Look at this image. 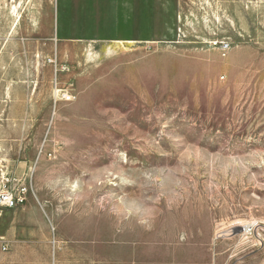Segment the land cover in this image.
I'll return each instance as SVG.
<instances>
[{
    "label": "rangeland",
    "instance_id": "obj_1",
    "mask_svg": "<svg viewBox=\"0 0 264 264\" xmlns=\"http://www.w3.org/2000/svg\"><path fill=\"white\" fill-rule=\"evenodd\" d=\"M66 6L59 35L56 0H0V190L29 188L0 207V264H113L119 236L264 264V0H129L131 35Z\"/></svg>",
    "mask_w": 264,
    "mask_h": 264
},
{
    "label": "crops",
    "instance_id": "obj_2",
    "mask_svg": "<svg viewBox=\"0 0 264 264\" xmlns=\"http://www.w3.org/2000/svg\"><path fill=\"white\" fill-rule=\"evenodd\" d=\"M68 0H56L57 7V33L59 35H65L69 31L66 26L69 25L70 17L65 15L70 13V10L67 9ZM84 3H90L95 0H82ZM97 3L103 6L104 10L107 11L108 21L102 27L104 34L114 35L118 31L124 35H131L138 32V24L135 25V28L130 26V22L123 21V24L117 20V16L114 15L116 11L121 13L122 20L126 16V12L130 9L129 0H96ZM91 6V5H90ZM90 6H87L86 14L82 18L83 24L80 26V31L85 35H90L93 31L91 10ZM64 10L66 12H64ZM106 19V20H107ZM134 29V30H132ZM118 41L133 42V39H113ZM206 235L208 234L207 230L205 231ZM215 236V233H214ZM83 237V236H82ZM81 242H89L87 236L81 238ZM176 243H170L168 245V255H162L158 252L157 245L160 243L154 242L150 243L148 240L144 244L136 242L130 236H119L116 243L113 245L115 250L124 249L128 251V255L114 258L113 264H217V249L215 245L210 244L209 238L206 237L204 242L193 243L186 247V243L175 241ZM143 246L144 250H148V254L145 253L143 258L136 257V252ZM82 247H87L84 245ZM145 252V251H144ZM70 258V260H69ZM71 259H73L71 261ZM65 264H89L88 254L83 252L80 256H77L75 253H72L70 256H66ZM60 264V261L58 262Z\"/></svg>",
    "mask_w": 264,
    "mask_h": 264
},
{
    "label": "built area",
    "instance_id": "obj_3",
    "mask_svg": "<svg viewBox=\"0 0 264 264\" xmlns=\"http://www.w3.org/2000/svg\"><path fill=\"white\" fill-rule=\"evenodd\" d=\"M62 99L65 101H71L72 97L69 94H62ZM28 192L29 188L24 183H19L15 189L0 190V207L14 208L23 205L26 202ZM259 226L260 224L258 223H245L240 225V233L245 235H255Z\"/></svg>",
    "mask_w": 264,
    "mask_h": 264
},
{
    "label": "bare ground",
    "instance_id": "obj_4",
    "mask_svg": "<svg viewBox=\"0 0 264 264\" xmlns=\"http://www.w3.org/2000/svg\"><path fill=\"white\" fill-rule=\"evenodd\" d=\"M16 10V9H15ZM15 10H13V11H15ZM15 16L17 17V20L19 19V14L18 13H15ZM123 41H118V43H122ZM122 46V45H121ZM70 189H72V188H70ZM240 234H243V233H240ZM254 237L256 238L257 236L256 235H254ZM245 238V237H244ZM258 239V238H257ZM260 240V239H259ZM260 243H262L261 241H260Z\"/></svg>",
    "mask_w": 264,
    "mask_h": 264
},
{
    "label": "water",
    "instance_id": "obj_5",
    "mask_svg": "<svg viewBox=\"0 0 264 264\" xmlns=\"http://www.w3.org/2000/svg\"><path fill=\"white\" fill-rule=\"evenodd\" d=\"M238 230L240 231V228Z\"/></svg>",
    "mask_w": 264,
    "mask_h": 264
}]
</instances>
